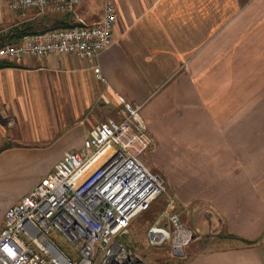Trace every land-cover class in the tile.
<instances>
[{
	"label": "crops",
	"instance_id": "crops-1",
	"mask_svg": "<svg viewBox=\"0 0 264 264\" xmlns=\"http://www.w3.org/2000/svg\"><path fill=\"white\" fill-rule=\"evenodd\" d=\"M11 1L0 0V48L19 42L17 27L99 21L108 1L116 22L97 59L0 56V195L39 169L0 203V227L66 150L99 122L124 118L119 91L154 139L141 159L191 231L175 264H264V0H76L74 13L45 14L13 11Z\"/></svg>",
	"mask_w": 264,
	"mask_h": 264
},
{
	"label": "built area",
	"instance_id": "built-area-1",
	"mask_svg": "<svg viewBox=\"0 0 264 264\" xmlns=\"http://www.w3.org/2000/svg\"><path fill=\"white\" fill-rule=\"evenodd\" d=\"M76 0H12L10 8L75 12ZM27 34L16 44H5L0 56L20 62L27 55L76 54L97 59L113 42L116 11L104 4L99 21ZM96 78L106 82L101 68ZM121 121L99 122L79 149L66 150L53 170L37 182L23 199L5 211L0 227V264H148L122 237L133 219L163 193V178L147 167L142 154L154 144L140 116L139 105L115 92ZM168 199L160 219L148 229L152 244L167 240L172 255L180 256L191 231ZM56 231L74 250L52 238ZM155 233H158L157 238Z\"/></svg>",
	"mask_w": 264,
	"mask_h": 264
},
{
	"label": "rangeland",
	"instance_id": "rangeland-1",
	"mask_svg": "<svg viewBox=\"0 0 264 264\" xmlns=\"http://www.w3.org/2000/svg\"><path fill=\"white\" fill-rule=\"evenodd\" d=\"M149 168L153 170L152 167ZM38 170L39 169L35 170V172L33 171L32 175L20 177V179H17L6 188H3L0 195V203H3L8 199L17 196L23 191L27 190L30 185V179L35 176V173ZM155 171L159 172L158 169H156ZM167 191H163V193L154 200V202L148 209L141 212V214L139 213L133 219L130 224L129 233L122 237L123 242L129 244V246L137 253L143 255V257L146 258L148 264H168L171 262L175 264L177 263L176 260L183 257V255L185 254V252L183 251L182 254H179L180 256L171 255V245L169 244L170 240H167L161 244L154 245L150 242L149 237L147 238L146 235L149 227L159 221V219L161 220L160 224H165L167 221L164 218L160 217L163 205L168 199H171ZM52 238L59 242L66 250H74L73 247L69 243H66L56 231L52 233Z\"/></svg>",
	"mask_w": 264,
	"mask_h": 264
},
{
	"label": "trees",
	"instance_id": "trees-1",
	"mask_svg": "<svg viewBox=\"0 0 264 264\" xmlns=\"http://www.w3.org/2000/svg\"><path fill=\"white\" fill-rule=\"evenodd\" d=\"M43 32V31H42ZM34 33H38V32H32V34H34ZM27 34H30V32H28L27 30H23V29H21L20 27H17V38L19 39V38H21L22 36H24V35H27ZM1 46V45H0ZM165 204H166V202H165ZM165 204L163 205V207H162V209L164 208V206H165ZM162 211V210H161Z\"/></svg>",
	"mask_w": 264,
	"mask_h": 264
},
{
	"label": "water",
	"instance_id": "water-1",
	"mask_svg": "<svg viewBox=\"0 0 264 264\" xmlns=\"http://www.w3.org/2000/svg\"><path fill=\"white\" fill-rule=\"evenodd\" d=\"M157 236H158V233H155V237L157 238Z\"/></svg>",
	"mask_w": 264,
	"mask_h": 264
}]
</instances>
